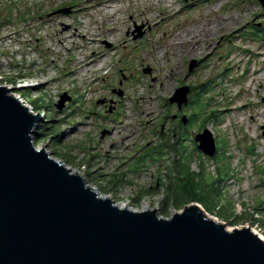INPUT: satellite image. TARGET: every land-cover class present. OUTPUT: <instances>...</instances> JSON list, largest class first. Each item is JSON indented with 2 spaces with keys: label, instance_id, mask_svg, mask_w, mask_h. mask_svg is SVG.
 <instances>
[{
  "label": "rangeland",
  "instance_id": "1",
  "mask_svg": "<svg viewBox=\"0 0 264 264\" xmlns=\"http://www.w3.org/2000/svg\"><path fill=\"white\" fill-rule=\"evenodd\" d=\"M62 3L76 13L40 18ZM136 25L151 27L138 41ZM262 28L259 0L195 9L183 0H0V86L41 113L40 125L53 117L60 127V146L39 138L40 125L36 146L121 207L170 219L198 204L229 231L264 236V43L254 39ZM192 60L199 65L190 72ZM182 86L193 92L179 111L169 99ZM64 93L73 101L60 112ZM100 100L119 108L109 114ZM183 116L192 118L186 127ZM206 125L213 158L194 141Z\"/></svg>",
  "mask_w": 264,
  "mask_h": 264
},
{
  "label": "water",
  "instance_id": "2",
  "mask_svg": "<svg viewBox=\"0 0 264 264\" xmlns=\"http://www.w3.org/2000/svg\"><path fill=\"white\" fill-rule=\"evenodd\" d=\"M72 11L60 9L50 17ZM145 27L135 26L134 40L145 36ZM198 65L192 60L190 72ZM191 91L178 88L170 105L182 111ZM72 101L64 93L56 108L61 112ZM42 117L0 86V264H264V240L252 228L229 231L198 204L168 219L155 210L122 208L102 195L36 146ZM181 121L187 125L189 119ZM108 134L104 130L102 138ZM194 141L205 156L217 155L210 129Z\"/></svg>",
  "mask_w": 264,
  "mask_h": 264
},
{
  "label": "trees",
  "instance_id": "3",
  "mask_svg": "<svg viewBox=\"0 0 264 264\" xmlns=\"http://www.w3.org/2000/svg\"><path fill=\"white\" fill-rule=\"evenodd\" d=\"M254 35H256L255 37H254V39L256 40V41H259L260 43H264V28H262V29H256V34H254ZM260 35L261 36H263V38L262 37H260ZM204 87L205 86H203L202 85V88L201 89H204ZM23 90H26V89H23ZM191 90H192V88H191ZM192 92L193 91H191V95H192ZM190 100H191V98H190ZM36 107V106H35ZM38 110H39V108L38 107H36ZM216 112L217 111H212L211 113H207L208 114V117H207V120L208 121H213V120H215L216 119ZM172 118L173 119V117H171V116H169L168 114L167 115H165L164 116V120H166L167 118ZM53 117H51V120H49L48 122H46L45 124L44 123H42L40 126H39V128H38V135H39V138H41L42 140H47L48 138H49V136L50 137H52L53 139V142L55 143V140H56V142H57V145L59 144V146H60V142H61V137L60 136H58L59 134L57 133V131H58V129L60 128L59 126H56V125H53V124H51L52 123V121H54V119H52ZM188 119H189V121H188V124L187 125H184L183 123H182V121L180 120V122H181V125L183 126V127H186V126H188L190 123H191V120H192V118L190 119L189 117H188ZM174 120V119H173ZM59 124H61V122L59 123ZM207 128V125L204 127V129H206ZM179 132L180 133V135L178 134V135H176V137H178L177 139H174L173 137H171L172 138V140L174 141V142H178L179 140H180V138H181V131H182V128H181V126H179V127H177V126H175L174 127V129H173V132ZM54 136V137H53ZM162 136H164V133L162 134ZM179 139V140H178ZM174 142H172V143H174ZM172 146H174V147H176V149H174L173 150V152H175V153H177V156H178V158H179V150H178V148H177V146H176V143L175 144H172ZM252 152H254L255 151V148H253L252 150H251ZM187 153H188V151H187ZM254 154V153H253ZM66 161V160H65ZM179 161L180 160H178V161H176V162H174V163H179ZM189 169H190V171H191V168L189 167ZM218 182H219V184L223 181V180H217ZM187 186H188V188H189V191L192 193L193 191H195V190H197V188L195 187V189L193 188L196 184H195V180H189L187 183ZM156 188V187H155ZM190 193V194H191ZM167 199V198H166ZM166 199H165V201H166ZM208 202V201H207ZM200 204V203H199ZM165 205L168 207H170V204L168 203V202H165ZM183 208V207H182ZM181 208V209H182ZM214 211V210H213Z\"/></svg>",
  "mask_w": 264,
  "mask_h": 264
},
{
  "label": "flooded vegetation",
  "instance_id": "4",
  "mask_svg": "<svg viewBox=\"0 0 264 264\" xmlns=\"http://www.w3.org/2000/svg\"><path fill=\"white\" fill-rule=\"evenodd\" d=\"M93 1H95V0H93ZM97 2H100L101 0H96ZM214 0H189V2H187L186 0H183V3H184V5L185 6H188V7H191V9H195V8H197V7H201L202 5H205L206 3H212ZM76 4H74V3H62V4H60V5H58L57 7H55V6H53V7H51L50 8V11L49 12H47L46 13V15H44V16H41L40 18H45V17H47L48 19H55V18H61V17H63L64 15H56V16H52V17H50V15L52 14V13H54V12H56V11H59L60 9H64V8H71L73 11H72V13L69 15V16H72V15H74L75 13H76ZM146 27H147V25H146ZM146 27H145V29H144V31H146V34H145V36L147 35V33H148V31L151 29V27H147L148 29H146ZM144 36V37H145ZM143 37V38H144ZM142 38V39H143ZM139 40H141V39H139ZM138 41V40H137ZM113 92H116L115 90H113ZM109 101V100H108ZM116 103V101H110V104H108L107 103V100H106V103L105 104H103V107L105 108V109H110V111H108L109 112V114H113V113H115V110H118V108H119V105L118 104H116V105H114L115 103ZM117 102H120V101H117ZM114 105V106H113ZM114 115V114H113ZM179 118V116L177 115V119ZM177 119H175V120H177ZM105 130H108V129H105ZM109 131V130H108ZM110 134H111V132H110ZM110 134H108V135H110ZM107 135V136H108ZM106 136V137H107ZM105 137V138H106ZM105 138H102V139H105Z\"/></svg>",
  "mask_w": 264,
  "mask_h": 264
},
{
  "label": "bare ground",
  "instance_id": "5",
  "mask_svg": "<svg viewBox=\"0 0 264 264\" xmlns=\"http://www.w3.org/2000/svg\"><path fill=\"white\" fill-rule=\"evenodd\" d=\"M19 84H20V83H19ZM26 86H27V85H26ZM22 88H23V87H22ZM18 98H19V97H18ZM20 99H21V98H20ZM81 176H82V175H81ZM122 208H129V209H130L131 207H130V205H125V206H123ZM145 209H146V210H149V209H150V206H149V205H146V206H145ZM254 233H256L258 236H260V237L264 240V236H263L262 234L257 233V232H254Z\"/></svg>",
  "mask_w": 264,
  "mask_h": 264
}]
</instances>
